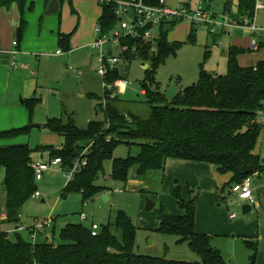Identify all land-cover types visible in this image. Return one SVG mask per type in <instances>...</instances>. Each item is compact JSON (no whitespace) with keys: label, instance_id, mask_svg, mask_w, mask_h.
Masks as SVG:
<instances>
[{"label":"rangeland","instance_id":"obj_1","mask_svg":"<svg viewBox=\"0 0 264 264\" xmlns=\"http://www.w3.org/2000/svg\"><path fill=\"white\" fill-rule=\"evenodd\" d=\"M227 2V9L230 13L237 10L238 0H164L165 6L171 10L181 9L184 4L189 5V11H196L199 7L208 14L210 23L194 25L189 18L180 19L167 35L169 42L180 43L176 55L169 56L156 69L154 80L150 88L159 93H164L169 86L174 83L178 90L192 86L198 81L200 65L204 70L216 75L226 73V52L230 43V36L224 32L234 34L233 28L223 26L227 21L222 18L223 4ZM230 1V2H229ZM30 2L32 6L28 9ZM264 4V0H261ZM43 0H27L23 18H31L32 25L39 28V19H55L52 24V32L55 35L60 33L70 35V48L76 49L69 55L62 58H54L51 53H47L46 72L40 78L41 84H46V78L51 82L45 88L36 89L33 95L39 100L29 116L27 101L31 97H24L21 86L10 87L6 93H0V131L29 126L28 133L13 139H0V147L9 145H28L31 149L36 147H52L53 151L62 148L63 139L52 133L46 126L48 119H62L66 121L71 117L79 129L86 128L88 122L93 120L102 121L103 114L97 107L102 98L104 89L101 79L96 74V64L90 63L86 67L77 69V65L72 62L76 59L83 61L87 43L92 42V38L97 27V20L101 15V5L96 0H62L60 13L52 17H43ZM231 7V8H230ZM230 17V16H229ZM231 20H233L230 17ZM126 22H130V17H125ZM256 26L257 37L264 38V9L255 11L251 16V21ZM240 36L248 37L250 31L243 28V23L237 22ZM213 30V34L209 32ZM38 30L33 31L34 34ZM233 31V32H232ZM14 34V36H13ZM251 34V33H250ZM259 34V35H258ZM7 36L11 40H7ZM7 45L6 51L11 56L10 72L12 66H18L19 56L16 51L17 35L16 30L11 33H3ZM192 37V42L190 41ZM14 42V43H12ZM31 46L38 49L39 45ZM57 46H54L56 50ZM81 49V50H80ZM248 53L247 58H241V64L255 61L258 56L264 58V52ZM209 51V56L204 60L205 52ZM54 52V51H53ZM68 56V57H67ZM43 59V57L41 58ZM29 65L36 63V58L30 55ZM57 62H61L56 71L61 74L59 80H55V75L51 74V67ZM24 63H19L22 65ZM240 65V64H239ZM71 67L72 71L67 72ZM29 70V69H28ZM15 72V71H12ZM79 73V74H78ZM124 78L129 84L122 95L118 96V107L126 113H131L141 118H147L149 107L145 103V97L140 93L141 84L145 79V72L140 62L135 60L124 65ZM22 90V91H20ZM92 95V96H91ZM32 96V97H33ZM24 102V104H21ZM264 116V112L262 114ZM39 125L40 128L35 126ZM109 125H106L108 128ZM90 145H87L82 155L89 154ZM135 146L128 148L126 145H119L111 153V159L126 158L128 155H136ZM50 150H35L31 154L32 161L47 162ZM260 157L263 171L252 178L253 181L264 178V130L254 150ZM85 157L75 165H81ZM111 160H106L102 164V171L96 175L94 184L104 187V191L93 196L83 205L80 194H69L65 199L60 198L62 189L68 181L69 172L60 171V166L48 169L40 181L35 182L36 191L40 197L33 195L23 205L20 210V226L32 227L37 223L49 220V226L42 232L43 237H48L54 243H59L60 223L80 224L88 227L94 223L99 227H108L110 231L120 238V232L114 227V220L117 212L122 211L131 221L135 228V238L133 252L136 255L165 258L167 260L199 262L200 258L192 252L186 241L178 242L175 235H163L157 232V210L159 206L173 216L184 214L180 202H187L195 198L194 202V225L197 233L209 236L210 245L217 251L226 264H264V211L260 208L257 211L248 203L238 201L230 193V178L226 175L217 174L213 167L205 163H188L182 160L168 159L165 162L164 171H151L145 177H138L135 168H131L125 183L111 179ZM4 169H0V213L2 212ZM146 199L154 204L150 212L144 210ZM43 201V202H42ZM251 208L249 213H242V206ZM86 216L85 221L80 220V215ZM234 215V218H230ZM65 225V226H66ZM64 226V227H65ZM17 224L0 226L9 233L12 238L17 230ZM63 227V228H64ZM13 228V229H12ZM52 229L54 233L52 236ZM10 231V232H9ZM22 237L29 241L27 230L20 231ZM40 235H36L39 241Z\"/></svg>","mask_w":264,"mask_h":264},{"label":"trees","instance_id":"obj_2","mask_svg":"<svg viewBox=\"0 0 264 264\" xmlns=\"http://www.w3.org/2000/svg\"><path fill=\"white\" fill-rule=\"evenodd\" d=\"M26 2L0 0V7L16 3L22 13ZM143 2L156 6L159 0ZM227 2L223 4V12L228 13L236 23L240 21L249 25L255 0H238L235 14L227 9ZM31 6L32 3L29 9ZM112 7V4L101 5L97 24L102 34L113 27ZM176 23L166 22L160 27L158 52L155 55L150 54L140 41L126 39L121 42L129 51L135 48L139 60L148 64L140 90L149 107L147 118L120 110L118 98L111 100L104 93L102 98H96L99 101L97 107L104 116L102 121H90L86 128L79 129L71 117L66 121L55 118L47 120V128L63 139L60 150L53 151L52 147L31 149L28 145L0 147V169H4V224H20V210L36 191L35 175L30 166L31 154L35 150H50L49 158H59L63 171L71 170L74 162H80L85 157L83 166L75 165L71 179L60 194V198L65 199L69 194L78 193L83 204L104 191V187L94 184V180L106 160L112 161L111 179L122 183L126 182L131 168H135L138 177H145L151 171H164L168 159L208 164L217 174L230 175L228 185L233 181L231 186L263 171L260 157L254 150L264 130V124L257 121L264 112V60L250 67H242L238 63V56L245 51L229 47L225 74H211L201 64L197 83L178 90L174 99L168 101L162 93L152 90L150 85L155 79L157 67L169 56L176 55L181 46L167 40L168 33ZM69 41V34L58 35L61 51L70 50ZM258 49H264L263 42H259ZM125 54L129 62L134 60L135 56L130 52ZM208 56L209 51H206L204 60ZM123 77V74L114 72L107 81L112 83ZM27 102L31 116L39 100L32 97ZM28 130L29 126H24L1 131L0 139H13L27 134ZM90 144L89 154L82 155ZM122 144L128 148L135 146L137 154L111 159V153ZM195 198L180 202L184 211L181 216L170 215L163 206H159L155 230L163 235L177 236L179 243L186 241L189 249L200 258L199 262L134 254L135 228L125 213L119 211L114 227L120 232V238L108 227H99L97 235L92 236L89 226L80 224H67L60 228L59 243L43 237L42 233H39L41 239L32 243L29 238V241L25 240L20 231L15 232L12 238L7 232L0 231V264H226L220 254L212 249L211 238L195 231ZM51 232L53 236L54 229Z\"/></svg>","mask_w":264,"mask_h":264},{"label":"built area","instance_id":"obj_3","mask_svg":"<svg viewBox=\"0 0 264 264\" xmlns=\"http://www.w3.org/2000/svg\"><path fill=\"white\" fill-rule=\"evenodd\" d=\"M100 5L112 4L113 14V27L105 34L101 33L100 26L97 25L95 29V38L89 44V49L95 52V64L96 74L101 79V85L104 89L105 95L114 100L122 95L127 89L128 82L123 78H118L112 83L107 81L108 76L111 73L124 72V65L129 64V60L126 58V52H130L135 56L134 60H139L138 53L135 48L123 46L121 42L126 39L140 41L143 43L150 54L155 55L158 52L159 45V30L160 27L166 22H177L182 18H189L194 25L208 24V14L200 7L196 11H189V5L184 4L181 9L171 10L165 6L164 0H159L158 5L151 6L146 5L143 0H96ZM211 0H204V2H210ZM264 4L261 0H255V11L263 10ZM130 17L131 21L128 23L125 17ZM222 18L227 21L223 26L232 28L238 26L234 20H231L227 14H223ZM244 28L250 29L252 32H256L257 28L251 22L249 25L245 22ZM209 32L213 34V30L209 29ZM251 48L256 50L258 42L255 39L251 41ZM61 50H57L56 54L60 55ZM142 66L148 68V64L142 62ZM124 76V75H123ZM142 93V92H140ZM263 114V113H262ZM259 115L257 121L264 124V116ZM81 163L80 166H83ZM31 169L34 171L35 181H40L49 168L54 166H60V171L65 172L61 168V160L59 158L50 159L47 162L31 161ZM74 169L69 172L68 181L71 179ZM251 177L244 179L241 183L234 184L230 188V193L233 194L238 200L253 204V198L251 195ZM35 198H39L40 195L35 192L33 194ZM234 217V216H232ZM80 220L85 221V215H80ZM18 231L27 230L28 238L32 243L36 241V235L42 233L45 228L49 226V220L37 223L32 227H26L17 224ZM91 235L96 236L99 230V226L92 223L89 225Z\"/></svg>","mask_w":264,"mask_h":264},{"label":"crops","instance_id":"obj_4","mask_svg":"<svg viewBox=\"0 0 264 264\" xmlns=\"http://www.w3.org/2000/svg\"><path fill=\"white\" fill-rule=\"evenodd\" d=\"M51 1V0H50ZM50 1H46L43 0V5H42V10H43V17H52V16H56L60 13V6H61V2L58 1V11L53 14V15H48L46 14V11L48 9V5L50 3ZM226 2V1H225ZM32 2H30L31 4ZM26 4V3H25ZM25 7V5H24ZM23 7V10H24ZM30 7V5H29ZM28 7V9H29ZM231 8V7H230ZM237 10H238V1H237ZM237 10L235 13H237ZM231 11V9H230ZM233 13V14H235ZM21 19L23 20V24H21ZM55 19H45L42 20L39 19V28L36 29L35 27H33L32 25V20L31 18H23V11L22 13H20V9L18 7V5L16 3H12L9 6H1L0 7V93H6L9 91L10 87H17V86H21V89L23 90V95L24 97H31L36 93V89L38 88H45L50 82L51 80H48L49 78H46V84H41V80H39L40 78L44 77L45 72H46V59H44L45 57H47V53H43L42 51H45L44 48L45 46H48V48L46 50H48L51 55L54 58L60 59L62 58L65 54L69 55L71 52H74L76 49H73L65 52L62 49V52L60 55L56 54L57 50H61L60 47L58 46V35L59 34H63V35H68V34H64V33H60L59 30L57 31V33L55 35L52 34H48V31L52 32V24L55 23ZM178 22V21H177ZM253 23V22H252ZM98 25V24H97ZM239 26H235L232 27L234 34L230 35V32H224V34L226 36H230V43H229V47H236V48H240L243 49L245 52L243 54H240L238 56V63L240 64V66L242 67H250L253 66L256 62L258 61H263L264 58H260V55L258 56L259 58H257L255 61H252L250 63L247 64H241L240 63V59L241 58H247L248 57V53H256L252 50L251 48V41L252 39L257 40L258 44L259 42H263L264 43V38H260V36L257 37V32H252L250 29H247L248 31H250L248 37H242L239 34L238 30ZM256 27V26H255ZM16 30V35L18 37L17 39V44H16V51L18 53V60L19 63H24L22 65L13 67L12 66V71L15 72H10L8 69L10 68V60H11V56L9 54L8 51H6L5 49L7 48V45L4 44L5 40L3 37V33H5V31H7L8 33H11L12 30ZM37 31L36 34L33 33V31ZM232 31V32H233ZM95 33V32H94ZM259 35V34H258ZM14 36V34H13ZM95 35H93L92 41L94 40ZM7 40H11L10 36H7L6 38ZM169 42V41H168ZM14 43V42H12ZM91 43V41L89 43H87L85 45V47L81 48L86 49L87 51L84 53V60L83 61H78L76 59L72 60V62L74 64L77 65V69L86 67L87 65H90V63H94L95 60V52L91 51L89 49V44ZM31 44L33 45H39L38 49H34ZM70 44V41H69ZM57 46L56 50H54V46ZM44 47V48H43ZM70 47V45H69ZM80 49V50H81ZM54 51V52H53ZM77 51V50H76ZM264 52V49L258 50L257 53H261ZM35 55L36 58V63L29 65L28 62V58L30 57V55ZM226 56V54H225ZM43 57V59H41ZM68 57V56H67ZM135 61V60H132ZM131 61V62H132ZM140 62V65L142 66V61L137 60ZM130 62V63H131ZM61 62H57L55 64L54 67H51V74L54 76L55 75V80H59L61 78V74H59L56 69L58 67V65ZM95 65V63H94ZM29 69V70H28ZM143 71L146 70L143 68ZM72 71L71 67L67 68V72ZM79 74V73H78ZM20 90V91H22ZM142 94V93H141ZM34 97V96H33ZM30 98V99H31ZM21 104H24V102H21ZM24 127V126H22ZM21 128V127H18ZM11 129H16V128H11ZM10 129H6V130H2V131H8ZM1 132V131H0ZM67 172V171H65ZM260 173L254 174L252 177L257 176ZM227 177L230 178V175H226ZM251 195L253 198L254 203L250 204L248 202H244L241 200H238L236 197V199L242 203H248L249 205H252V207L257 211L258 208L262 209L264 211V178L263 179H258L253 181V185H252V178H251ZM3 204L4 208H2V212L0 213V226H4V225H8V224H4V220L6 219V210H5V192L3 193ZM84 205V204H83ZM246 213H249L251 211V208L249 206H247L246 208ZM234 215H230V218H234L232 217ZM86 217V216H85ZM21 219V218H19ZM21 221H19L20 223ZM92 224V223H90ZM89 224V225H90ZM61 225V223H60ZM88 225V226H89ZM61 228V227H60ZM13 229V228H12ZM0 231H5L3 229H0ZM7 232V231H5ZM10 232V231H9ZM8 233V232H7ZM9 234V233H8Z\"/></svg>","mask_w":264,"mask_h":264},{"label":"water","instance_id":"obj_5","mask_svg":"<svg viewBox=\"0 0 264 264\" xmlns=\"http://www.w3.org/2000/svg\"><path fill=\"white\" fill-rule=\"evenodd\" d=\"M58 11V1L57 0H51L49 5H48V9L46 11V14L48 15H53ZM144 69H146V67H143ZM177 92V88L175 87L174 83H172L169 88L166 90V92L164 93V98L168 101H171L174 99L175 95ZM36 128H40L39 125L35 126ZM43 202V201H42ZM247 205H243L242 206V213L246 214V208ZM154 208V204L152 202H150L148 199H146V203H145V208L144 210L146 212H150L152 209ZM66 224L61 223L60 227L63 228Z\"/></svg>","mask_w":264,"mask_h":264}]
</instances>
